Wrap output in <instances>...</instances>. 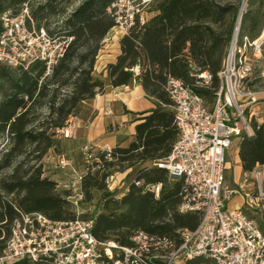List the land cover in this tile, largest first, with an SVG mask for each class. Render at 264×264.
<instances>
[{"label": "trees", "instance_id": "1", "mask_svg": "<svg viewBox=\"0 0 264 264\" xmlns=\"http://www.w3.org/2000/svg\"><path fill=\"white\" fill-rule=\"evenodd\" d=\"M26 1L0 0V14L8 8L18 12ZM113 1L84 0L64 25L54 31L46 27L56 36L73 37L50 74H46L43 61L34 62L28 69L16 67L20 72L13 78L0 66V78L11 83L0 102V133L7 132L10 140L0 169L12 168L0 180V254L12 222L22 213L39 211L55 220L76 217L70 192L60 191L57 180L43 176L40 161L51 148H58L60 130L68 125L69 119L79 115L80 108L97 93L104 92L107 84L121 87L137 80L147 95L155 99L156 106L141 112L136 138L129 146L98 149L99 161L86 164L82 175L85 200L102 191L100 211L92 215L95 236L129 245L137 230H145L180 240V230L195 229L199 224L198 213L178 210L183 182L170 179L164 167L155 165L146 169L121 193L109 191L105 181L118 171L112 172L114 168L125 171L137 162L154 163L171 152L178 128L173 102L166 90L169 76L182 79L208 102L214 100L218 72L235 29L239 5L218 0H156L158 5L152 9L156 13L121 37L122 52L115 63L108 64L106 82L95 77L94 70L103 39L116 24L108 12ZM47 6L41 7L40 14L33 13V19L39 21L37 26H43L40 21ZM248 16L247 12L242 15L241 23L251 20L246 31L254 39L261 32L256 31L259 20L257 16ZM136 68L140 71L138 75ZM202 72L213 75L209 86L198 84ZM42 108L48 112L44 114ZM239 156L245 172L264 165V120L254 135L240 140ZM151 183L162 184L159 196L147 188ZM4 192L14 194V199L7 200ZM5 226L8 232L3 236ZM211 262L197 257L185 264Z\"/></svg>", "mask_w": 264, "mask_h": 264}, {"label": "built area", "instance_id": "2", "mask_svg": "<svg viewBox=\"0 0 264 264\" xmlns=\"http://www.w3.org/2000/svg\"><path fill=\"white\" fill-rule=\"evenodd\" d=\"M155 1L114 0L108 12L116 24L103 43L118 34H128L139 22L145 23ZM72 40L37 26L28 3L18 12L8 8L0 14V63L28 69L34 62L43 61L46 74H50ZM263 58L264 26L254 39L247 35L240 39L236 27L218 72L219 85L212 102L182 79L168 77L166 90L176 112L178 137L169 155L153 164L168 169L172 179L182 180L178 210L199 214L195 229L180 230V240L137 230L131 244L124 245L97 238L92 215L55 220L39 211L22 213L12 222L0 264H178L197 257L211 260L210 264H264V231L246 210L257 202L264 208V165L252 172L257 188L254 197L245 193L244 205L228 204L232 193L244 190L243 184L239 190H223L228 152L236 140L254 135L263 121L259 105L264 101V91L249 84ZM260 75L264 77V70ZM212 80L211 73L202 72L197 82L209 86ZM60 132L65 137L71 135L69 125ZM97 151L89 144L83 147L86 164L99 161ZM108 157L112 158L110 153ZM114 174L109 177L112 185ZM82 175L69 196L75 205L85 199L77 185ZM147 188L159 196L162 184L151 183Z\"/></svg>", "mask_w": 264, "mask_h": 264}, {"label": "rangeland", "instance_id": "3", "mask_svg": "<svg viewBox=\"0 0 264 264\" xmlns=\"http://www.w3.org/2000/svg\"><path fill=\"white\" fill-rule=\"evenodd\" d=\"M83 1L84 0H27L25 3H28L32 16H33V13L40 14L41 7L47 4L48 9L43 11L44 12L43 18L40 22H41V25L47 27L50 31H54L58 29L59 27H61L62 25H64L65 20L68 18L71 12L74 11ZM218 1L222 4L227 3V2L237 4L239 5V9L242 5L244 7V9L242 7L243 16L244 14H246V12L249 16H253V15L257 16L259 22L256 26V31L262 32L263 26H264V0H218ZM157 5L158 3L156 2L151 5V7L149 8L150 15L153 16L156 13V11L152 9L156 8ZM13 8H16V7H13ZM148 20L149 19H147V21ZM34 22L35 24H37V22L39 21L35 19ZM250 23H251L250 19L247 21H244V20L242 21L240 25V29H239L240 39L243 37L242 34H247V36L250 39H253L251 38V34L246 31L247 29L246 27H249ZM110 40H108V42H110ZM108 42L102 43V47ZM0 66L10 78L17 76L18 73L20 72V69L13 67V66H9L4 63H0ZM263 70H264V58L256 64L255 71H254L255 78L253 81L249 82V84L259 90L264 91V77L260 75ZM94 75L95 77L102 79L100 76L96 75L95 73ZM102 80L106 81L105 79H102ZM10 84L11 83L9 82V80L5 78H0V102L3 99L4 95L10 90ZM263 102L264 101H262L261 104H264ZM88 103L89 101L86 102L80 108L79 115L88 114V111H89ZM262 109L264 111V105ZM42 112L46 114L48 112L47 108H42ZM263 120H264V116H263ZM59 140H60V143H59L58 148H51V149H54L56 152H59L60 150H62L61 149L62 143H61L60 137H59ZM239 144H240V140H236L235 144L233 145L231 150L228 152V156H227L228 163H227V169H226V175H225L226 179H225L224 186H223L224 191L232 190V189L234 190L240 189V185L235 183V176H234V169H235L234 165L237 159V155L239 153ZM9 147H10V140L7 136V132L0 133V160L2 159L4 153L9 149ZM49 151L44 155V157L40 161L43 167V176L44 177L47 176L51 178L55 174V176H58V179H59L58 181L59 186L57 188L60 191L68 190L70 194L72 195L74 193L73 184L77 183V180L72 179L70 175L66 171H64L66 170L65 168L69 166L67 165V162H66V165L65 164L63 165L61 164L62 161L58 162L57 159L49 158L50 156H47ZM80 161L82 162L85 161L84 155L82 156ZM31 164H33V162H31ZM153 166L155 165L151 161L137 162L131 168H128L125 171H123L122 168L120 169L114 168L112 169V172L114 170H118L117 172L121 173V174H118V176L119 178L123 177L122 182L125 183L124 186L126 187L131 184L132 180L136 178V176L144 173L146 169L151 168ZM59 170L60 172L57 173L56 171H59ZM11 171H12V168L0 169V180L4 177H7V175L10 174ZM113 173H116V172H113ZM170 179L172 178L170 177ZM105 183H106V188L109 191L111 190L114 191L115 193H121L123 189L125 188V187H121V188L115 187L114 189H112L111 188L112 182H110L109 179H107ZM240 183H245V186H246L245 190L243 191L241 190L240 193H232L230 195V199L228 200V204L230 207H233L236 204H239L240 203L239 196L245 195L246 192H250L253 197L255 195L256 188H257V182L254 176L252 175V172H247V175L242 174V177L240 178ZM77 185L82 188V181L80 184H77ZM3 194H4L3 196H5V198L10 201H12L15 197L14 194H7L5 192ZM101 194H102V191H99L96 194H94L93 197L88 198L86 200L84 199L82 202H79L78 205H75L72 202V199H70L69 197V200L71 201L70 203L71 208L75 212L76 216L89 217L99 212L100 207H101V200H100ZM246 210H247L248 215L253 217L256 220V222L259 224L261 229L264 231L263 204L257 202L256 204H253V206L248 207ZM7 229H8V226L3 227V236L7 235V232H8ZM185 263L186 262H179L178 264H185Z\"/></svg>", "mask_w": 264, "mask_h": 264}, {"label": "crops", "instance_id": "4", "mask_svg": "<svg viewBox=\"0 0 264 264\" xmlns=\"http://www.w3.org/2000/svg\"><path fill=\"white\" fill-rule=\"evenodd\" d=\"M151 17L152 15L149 13L147 19ZM113 31H116V29H113ZM122 36L118 34L112 37L110 42L103 45L99 51L94 73L106 81L108 64L115 63L122 52L120 43ZM139 72V68H136V75ZM88 105V114L73 116L68 122L71 135L69 137L62 134L59 136L62 150L56 152L54 149H50L47 155L50 156L49 158L57 159L58 162H67L69 166L64 171L77 181L80 174H83L86 169L85 161H80L83 156V147L86 144L96 149L129 146L136 138V126L143 116L141 112L154 108L156 101L148 96L141 83L135 80L131 85L121 87H113L107 84L106 90L97 93L94 98L89 100ZM263 105H259L262 117L264 116ZM234 167L235 183L238 185L243 184L245 190V183H240V178L242 174L247 175V172L243 170L239 153ZM56 172L58 173L60 170ZM118 174L121 173L116 172L114 174L115 181L111 187L112 189L125 187V183L122 182L123 177L119 178ZM51 178L59 181L58 176H55V174ZM239 200L240 203L233 207L244 205L247 198L242 195L239 196Z\"/></svg>", "mask_w": 264, "mask_h": 264}, {"label": "water", "instance_id": "5", "mask_svg": "<svg viewBox=\"0 0 264 264\" xmlns=\"http://www.w3.org/2000/svg\"><path fill=\"white\" fill-rule=\"evenodd\" d=\"M242 7V6H241ZM241 7L239 9V13H238V17H237V20H236V24H235V28L238 26V22H239V18H240V13H241ZM174 179H177L178 177H173Z\"/></svg>", "mask_w": 264, "mask_h": 264}, {"label": "bare ground", "instance_id": "6", "mask_svg": "<svg viewBox=\"0 0 264 264\" xmlns=\"http://www.w3.org/2000/svg\"><path fill=\"white\" fill-rule=\"evenodd\" d=\"M243 7V6H242ZM244 9V7H243ZM243 9H241V13H240V18H239V22H238V26H237V29L239 30L240 28V23H241V19H242V15H243Z\"/></svg>", "mask_w": 264, "mask_h": 264}]
</instances>
